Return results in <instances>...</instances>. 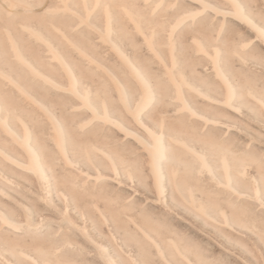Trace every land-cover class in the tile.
<instances>
[{
  "label": "bare ground",
  "instance_id": "1",
  "mask_svg": "<svg viewBox=\"0 0 264 264\" xmlns=\"http://www.w3.org/2000/svg\"><path fill=\"white\" fill-rule=\"evenodd\" d=\"M0 264H264V0H0Z\"/></svg>",
  "mask_w": 264,
  "mask_h": 264
}]
</instances>
